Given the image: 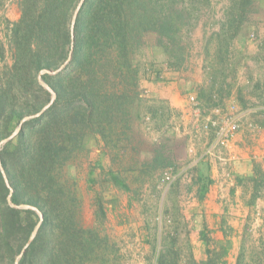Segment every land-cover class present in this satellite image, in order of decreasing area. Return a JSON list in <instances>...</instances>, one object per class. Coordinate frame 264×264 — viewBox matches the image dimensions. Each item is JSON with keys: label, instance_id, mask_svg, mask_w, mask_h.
I'll return each mask as SVG.
<instances>
[{"label": "trees", "instance_id": "trees-1", "mask_svg": "<svg viewBox=\"0 0 264 264\" xmlns=\"http://www.w3.org/2000/svg\"><path fill=\"white\" fill-rule=\"evenodd\" d=\"M4 1L0 0V12ZM79 1H19L21 17L7 27L8 50L0 41V62H5L7 52L12 60L11 65L0 66V141L25 116L39 112L49 102L50 94L39 84L38 75L42 70H57L67 60L71 20ZM238 3L246 13L253 0ZM208 4L209 0L86 1L75 27L71 62L63 72L44 76L57 94L54 105L42 117L27 122L1 151L14 190L13 203L37 207L44 216L38 236L20 264H86L89 259L106 264L107 255L98 254L102 243L98 233L80 223L82 202L72 169L83 153L90 152V139L100 137L108 147L115 137V149L123 141L132 143L129 132L135 120L142 118L137 113L141 82L155 71L154 64L144 65L138 54L152 40L169 55L171 68L180 67L185 55L184 33ZM165 111L163 106H150L146 116L158 122ZM161 152L156 150L153 160L146 163V172L167 164ZM263 185L264 174L255 181V197ZM9 194L0 170V264H15L40 220L34 211L10 207ZM97 214L106 215L100 201ZM257 234L256 238L245 231L236 264H247L252 239L259 247H253L248 264H264V224ZM178 235L169 234L156 249V264H225L229 242H217L203 230L200 238L207 247L206 258L197 261L191 246L190 253L183 255Z\"/></svg>", "mask_w": 264, "mask_h": 264}, {"label": "rangeland", "instance_id": "rangeland-1", "mask_svg": "<svg viewBox=\"0 0 264 264\" xmlns=\"http://www.w3.org/2000/svg\"><path fill=\"white\" fill-rule=\"evenodd\" d=\"M19 1L5 0L0 12V41L6 44L7 50L8 24L21 17ZM238 1L209 0V4L203 6L193 27L184 33L185 55L180 67L171 68L169 55L155 46L154 41H149L138 59L144 65L154 64L155 71L141 82L142 100L137 113H141L142 118L135 120L133 130L129 132L132 143L123 141L120 148L115 149V137L109 140L108 147L100 137L99 140L90 139V152L83 153L74 165L72 172L77 176L82 202L80 223L85 229L98 233L102 240L98 254L107 255L106 264H156V249H160L169 234L175 233H179L177 245L184 256L190 253V246L194 254L206 256V244L201 238L202 246L195 242L203 230L210 234L207 222L200 214L185 215L186 208L176 206V190L171 191L169 205L162 213L163 194L167 186L174 183L166 181L169 171L161 172L159 168L146 172L145 165L153 160L156 150L163 152L170 146L176 147L180 156L184 155L185 147L177 140L183 141L186 135L181 132L185 137L181 133V138L176 137L177 130L193 119L190 96L201 97L208 103L206 75L213 64L225 68L229 72L227 76L233 75L247 61L255 70L264 72V0H253L246 13L241 11ZM11 63L7 52L6 60L0 62V66ZM145 82L148 86L143 87ZM150 106L166 109L158 122L146 116ZM122 139L126 140L125 137ZM114 178L122 180V184H117ZM183 191L190 192L188 188ZM99 201L105 209V217L97 214ZM169 212L175 222L171 218L165 219L167 216L162 219V215ZM261 224L253 220L247 229L257 238ZM248 247L247 264L252 262L253 247L258 248L259 244L252 239ZM86 264L102 262L89 259Z\"/></svg>", "mask_w": 264, "mask_h": 264}, {"label": "crops", "instance_id": "crops-1", "mask_svg": "<svg viewBox=\"0 0 264 264\" xmlns=\"http://www.w3.org/2000/svg\"><path fill=\"white\" fill-rule=\"evenodd\" d=\"M224 69L218 63L210 68L205 83L208 103L199 97V106L206 113L213 114L217 108L225 109L236 103L247 116L242 129L227 148L217 152L212 162L202 161L190 169L202 156L212 137L203 135L193 141L186 135L190 121L183 123L176 137L181 138V132L186 135H183L184 142L177 140L185 147L184 155L180 156L177 148L172 146L161 152L167 160L161 172L172 170L176 176L174 184L167 186L161 203L163 213L164 207L169 205L171 191L176 190V206H184L185 215L200 214L207 222L209 236L213 240L229 242L225 264H236L248 224L253 220L264 224V185L255 197V181L264 174V72L255 70L250 61L243 63L241 69L237 68L230 76ZM222 74L225 77L222 78ZM146 86L147 82L143 87ZM184 188L190 192H182ZM171 215V212L162 215V219L167 216L165 219L171 218L175 222ZM195 243L202 246L199 236ZM194 255L197 261L206 258L197 252Z\"/></svg>", "mask_w": 264, "mask_h": 264}, {"label": "built area", "instance_id": "built-area-1", "mask_svg": "<svg viewBox=\"0 0 264 264\" xmlns=\"http://www.w3.org/2000/svg\"><path fill=\"white\" fill-rule=\"evenodd\" d=\"M189 105L193 119L187 127L186 135L193 141L203 135L212 137L202 156L190 167L193 169L199 162H212L220 149L227 148L241 131L247 116L236 103L228 105L225 109L217 108L213 114H208L202 110L196 96L189 97ZM221 161L225 163V160L222 159ZM175 179V174L170 170L166 176V181L172 184Z\"/></svg>", "mask_w": 264, "mask_h": 264}, {"label": "water", "instance_id": "water-1", "mask_svg": "<svg viewBox=\"0 0 264 264\" xmlns=\"http://www.w3.org/2000/svg\"><path fill=\"white\" fill-rule=\"evenodd\" d=\"M87 0H80L74 13L72 16V20H71V50L70 53L68 55L67 60L57 69V70H42L39 75H38V82L39 84L50 94V100L49 102L37 113L29 115V116H25L18 124V126L16 127V129L5 139L0 141V170L2 172V175L4 177L5 183L7 185V187L9 188L10 194L7 198V202L9 204L10 207L17 209V210H30V211H34L38 214L39 216V223L36 225L34 231L32 232L29 240L26 242V244L23 246L20 254L17 256L16 260H15V264H20V261L22 260V258L24 257V255L26 254V252L29 250V248L31 247V245L34 243V241L36 240L38 233L40 231V228L42 226L43 220H44V216L43 213L34 206L31 205H26V204H20L17 205L15 203H13L12 201V196L14 193V190L9 182L7 173L2 165V161H1V151L11 142H13L18 135L21 133V131L23 130L25 124L31 120L34 119H38L40 117H42L55 103L56 99H57V94L56 92L51 88V86L44 80V76L45 75H50V76H54L57 75L61 72H63L67 66L69 65V63L72 60L73 57V52H74V47H75V27H76V23L78 20V17L80 15V12L84 6V4L86 3Z\"/></svg>", "mask_w": 264, "mask_h": 264}]
</instances>
